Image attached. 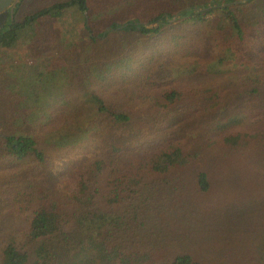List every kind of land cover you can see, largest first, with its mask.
Segmentation results:
<instances>
[{
  "label": "trees",
  "instance_id": "1",
  "mask_svg": "<svg viewBox=\"0 0 264 264\" xmlns=\"http://www.w3.org/2000/svg\"><path fill=\"white\" fill-rule=\"evenodd\" d=\"M21 8L0 27V51L37 29L62 52L0 64V203L31 243L3 225L0 264H152L158 187L198 156L162 122L196 92L191 80L226 63L249 67L243 79L264 87V0H19L14 13ZM83 37L94 47L82 61L74 44ZM212 97L202 112L221 104ZM245 121L217 118L207 144L261 143L264 129ZM196 179L209 187L205 171ZM166 264L203 262L181 252Z\"/></svg>",
  "mask_w": 264,
  "mask_h": 264
},
{
  "label": "rangeland",
  "instance_id": "2",
  "mask_svg": "<svg viewBox=\"0 0 264 264\" xmlns=\"http://www.w3.org/2000/svg\"><path fill=\"white\" fill-rule=\"evenodd\" d=\"M22 14L21 8L15 18L20 19ZM46 36L36 29L29 37H22L19 46L0 51V64L16 68L23 63L34 66L42 60H52L61 54L62 47L47 48ZM74 46L81 49L82 61L94 47L86 37ZM261 54L264 58V49ZM231 63L221 65L225 70L222 74L191 80L196 92L179 101L162 122L167 130L181 134L186 140L185 148L197 151L198 156L185 166L178 179L162 182L158 187L159 203L153 204L155 227L151 235L156 261L152 264H166L168 258L181 252L191 253L203 264H237L252 257L264 260V140L238 149L207 144L206 140L212 123L232 113L243 115L245 126L264 129V87L243 79L250 72L249 67ZM262 64L264 69V61ZM213 92L219 93L221 104L210 112H202V106L214 100ZM200 170L206 172L209 180V187L203 191L196 179ZM9 207L0 203V234L8 229L3 225L12 224L10 230L17 236L16 242L31 250L19 217L11 218L12 214L7 213Z\"/></svg>",
  "mask_w": 264,
  "mask_h": 264
},
{
  "label": "water",
  "instance_id": "3",
  "mask_svg": "<svg viewBox=\"0 0 264 264\" xmlns=\"http://www.w3.org/2000/svg\"><path fill=\"white\" fill-rule=\"evenodd\" d=\"M19 0H0V27L4 23L8 12L13 18L12 11Z\"/></svg>",
  "mask_w": 264,
  "mask_h": 264
},
{
  "label": "flooded vegetation",
  "instance_id": "4",
  "mask_svg": "<svg viewBox=\"0 0 264 264\" xmlns=\"http://www.w3.org/2000/svg\"><path fill=\"white\" fill-rule=\"evenodd\" d=\"M16 14H17V13H14V9H13V11H12L13 18H11L10 12H8V15H7V17H6L5 21H4V23H6L8 20H10V21L14 20L15 17H16ZM4 23H3L2 25H4ZM2 25H1V26H2Z\"/></svg>",
  "mask_w": 264,
  "mask_h": 264
}]
</instances>
